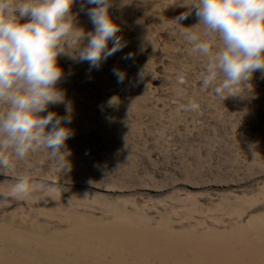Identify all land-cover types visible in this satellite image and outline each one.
<instances>
[{
    "label": "rangeland",
    "instance_id": "374dc122",
    "mask_svg": "<svg viewBox=\"0 0 264 264\" xmlns=\"http://www.w3.org/2000/svg\"><path fill=\"white\" fill-rule=\"evenodd\" d=\"M182 4L112 0L122 49L98 68L59 58L69 170L38 150L0 173V192L18 175L30 185L27 197L0 198V264H197L198 253L207 264L264 248V73L224 101L203 89L206 58L181 35L198 18ZM91 7L72 6L85 32ZM190 100L199 109L181 110ZM47 112L64 116L65 105Z\"/></svg>",
    "mask_w": 264,
    "mask_h": 264
},
{
    "label": "clouds",
    "instance_id": "9594fccd",
    "mask_svg": "<svg viewBox=\"0 0 264 264\" xmlns=\"http://www.w3.org/2000/svg\"><path fill=\"white\" fill-rule=\"evenodd\" d=\"M74 3L75 0H0V106H5L0 111L2 174L12 175L18 161L38 150H49L58 171L69 170L67 153L61 150L71 135L67 125L71 123L72 106L65 103L64 93L57 86L64 71L59 58L67 56L98 68L123 47L117 35L119 24L109 12L112 0H84L94 5L86 13L94 26L91 32L75 23ZM182 6L194 9L198 18L193 26H181V35L191 45V54L206 58L203 89L211 88L224 101L236 95V87L247 83L256 71L264 73V0H183ZM188 15L182 13L175 21L187 19ZM85 37L87 43L81 47ZM217 40L219 44H215ZM114 74L123 81L122 71L114 70ZM183 79L179 77L180 82ZM56 104L65 105L66 115H41ZM180 109L197 111L199 104L190 100ZM29 194L27 177L18 175L9 191L0 192V198L19 199Z\"/></svg>",
    "mask_w": 264,
    "mask_h": 264
},
{
    "label": "bare ground",
    "instance_id": "6f19581e",
    "mask_svg": "<svg viewBox=\"0 0 264 264\" xmlns=\"http://www.w3.org/2000/svg\"><path fill=\"white\" fill-rule=\"evenodd\" d=\"M199 253L196 256L197 264ZM214 262L208 260L207 264H264V248L250 247L249 250L229 248L223 255L214 256ZM137 259H135L136 261ZM177 263V262H176Z\"/></svg>",
    "mask_w": 264,
    "mask_h": 264
}]
</instances>
